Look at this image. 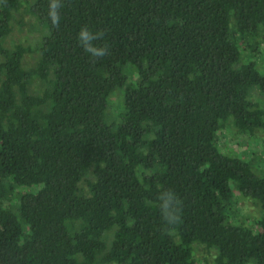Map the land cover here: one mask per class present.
<instances>
[{
    "label": "trees",
    "instance_id": "obj_1",
    "mask_svg": "<svg viewBox=\"0 0 264 264\" xmlns=\"http://www.w3.org/2000/svg\"><path fill=\"white\" fill-rule=\"evenodd\" d=\"M48 4L0 0V264H264V0Z\"/></svg>",
    "mask_w": 264,
    "mask_h": 264
},
{
    "label": "clouds",
    "instance_id": "obj_2",
    "mask_svg": "<svg viewBox=\"0 0 264 264\" xmlns=\"http://www.w3.org/2000/svg\"><path fill=\"white\" fill-rule=\"evenodd\" d=\"M64 7V0H49L48 18L54 27L59 28L61 21V9ZM105 38L103 30L93 32L88 26H82L77 34V40L84 51L90 54L91 58L99 60L109 54V45L102 46L94 43ZM160 209L161 218L165 224L164 231L170 233L179 224L183 213L184 201L173 189H164L159 192L155 205Z\"/></svg>",
    "mask_w": 264,
    "mask_h": 264
},
{
    "label": "rangeland",
    "instance_id": "obj_3",
    "mask_svg": "<svg viewBox=\"0 0 264 264\" xmlns=\"http://www.w3.org/2000/svg\"><path fill=\"white\" fill-rule=\"evenodd\" d=\"M120 98H113V104L111 106V111H115L117 109V106L119 104ZM258 141L250 140L248 137H237L236 139L232 138V135L228 132L222 133L220 137V146L223 151H226L230 154H238L242 155L243 157L249 156L252 152L255 151L259 146ZM264 155V149L261 152ZM238 211L243 213V219L251 220V216L255 215V210L251 206V203L245 204V207H243V211L240 208H237Z\"/></svg>",
    "mask_w": 264,
    "mask_h": 264
}]
</instances>
